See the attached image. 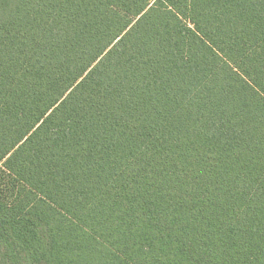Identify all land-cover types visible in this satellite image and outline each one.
<instances>
[{"label": "trees", "instance_id": "obj_1", "mask_svg": "<svg viewBox=\"0 0 264 264\" xmlns=\"http://www.w3.org/2000/svg\"><path fill=\"white\" fill-rule=\"evenodd\" d=\"M0 264H264V0H0Z\"/></svg>", "mask_w": 264, "mask_h": 264}]
</instances>
